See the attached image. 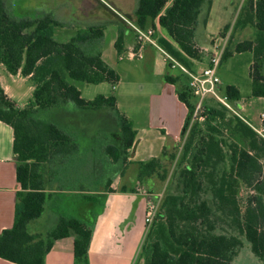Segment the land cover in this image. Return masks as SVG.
Listing matches in <instances>:
<instances>
[{
    "label": "trees",
    "instance_id": "16d2710c",
    "mask_svg": "<svg viewBox=\"0 0 264 264\" xmlns=\"http://www.w3.org/2000/svg\"><path fill=\"white\" fill-rule=\"evenodd\" d=\"M210 7L211 0H138L133 23L141 29H155L157 19L170 39L158 37V45L189 68L192 60L200 61L204 57L198 44L204 38ZM243 15L245 18L239 19L237 25L250 24L255 36L236 43L233 51L252 53L250 95L264 97V0H248ZM58 25L49 15L21 18L12 12L7 0H0V63L12 75L19 72L29 77L33 85L32 98L22 108L15 105L0 85V121L13 130L16 179L20 184L13 224L0 232V258L16 264H44L54 240L70 234L75 236L74 264H88L91 220L60 216L45 234L28 230V224L42 214L49 196L39 166L51 163L61 173L62 165L67 164L77 149L69 134L53 120L56 109L72 105L91 114L109 111L121 136L119 143L105 147V154L113 163L125 161L135 139V130L126 115L117 109L114 96L98 94L86 100L78 88L79 83L118 81L115 70L103 61L93 45L102 37V27H90L66 42H58L53 38ZM228 27L226 24L223 29ZM122 44L123 32L119 30L114 44L118 52ZM231 55L232 52L224 50L221 62ZM182 77L186 76L169 72L164 75L166 82L176 86L177 98L187 108L175 172L178 188L165 193L160 211L146 233L154 239L143 264H229L242 245L241 238L264 264V167L256 155L223 136L221 121L230 113L218 104L206 103L204 121L191 119L193 99L187 77L177 87ZM224 93L233 102L241 99L235 85H227ZM232 117L233 133H238L251 149L264 150V140L257 138L240 118ZM165 151L166 147L162 155H166ZM170 158L174 160L176 153L170 154ZM85 162L77 166H84ZM137 164L138 180L153 174L165 177V171L159 173L158 157ZM54 178L59 182L70 179L68 182L73 183L81 179L66 178L63 174ZM240 185L255 192L247 198L242 211L237 197ZM73 187L82 190L80 185ZM62 189L73 188L68 185ZM80 196L94 205L91 209L101 206L93 194Z\"/></svg>",
    "mask_w": 264,
    "mask_h": 264
},
{
    "label": "crops",
    "instance_id": "0c3cea01",
    "mask_svg": "<svg viewBox=\"0 0 264 264\" xmlns=\"http://www.w3.org/2000/svg\"><path fill=\"white\" fill-rule=\"evenodd\" d=\"M26 1L29 3V6H25V11L19 14V16L21 18L30 19L43 15L51 16L59 23L53 30L54 39V33H56L57 29L68 30L73 27V29L76 30L75 32L78 33L90 27H102V37L93 44L96 49L100 51L106 37V31H110L115 27L116 31H112L113 33L111 35L113 47L119 30L123 32L122 50L118 52L114 47L116 52L120 53L137 46L135 33L121 20L117 13L126 18L131 17L134 19V12L137 8L138 0H24V2ZM7 2L10 6V0H7ZM206 26L207 22L204 31H206ZM154 32L157 34L154 35L155 39L163 37L170 40L166 32L157 25V19L155 20ZM55 40L58 42H66ZM143 46H145V44H143ZM149 46L153 45L149 44ZM198 46L200 48L199 44ZM159 52L161 53V51ZM100 54L102 57L101 51ZM103 61L105 62L104 59ZM105 63L115 70L107 62ZM165 64L167 65L166 62ZM0 66H2L0 68V85L5 94L17 107H24L32 98L33 85L31 80L29 77L22 76L19 72L12 75L6 71L1 63ZM115 72L117 73L116 70ZM117 75L119 80L120 76L118 73ZM18 78L30 81L31 85L27 84L20 92L9 83V79L14 80ZM161 88L162 90L160 89V92L157 94V97L161 99V104H163L162 101L165 100L171 101L174 105H179L182 108L179 115H173L172 117L169 115V112L162 107L157 113L159 116L158 121L153 123L148 122L147 127L141 125V127L138 128L133 125L132 121L128 118L129 116L126 115V111H120L118 109L119 103L114 96L117 109L126 115L132 124L133 130H135V139L132 147L128 150V155L123 163L122 170L117 169V171L110 174H105L103 169L99 170L102 171L99 175L105 178L103 185L97 189H89L86 186H89L91 180H93L92 182L95 181V179H91V176L96 170L89 167L88 159L85 160L86 165L84 166L67 168L68 165L66 166V164H63L61 173H58V166L53 165L51 171H53L54 176L63 174L66 178L80 177L81 179L74 184H68V182L63 183V187L69 185L73 189L64 190L57 188L61 189V192H57L58 190H56V193H64L65 195L60 197V200L61 198L64 200L63 203L61 202L59 205L60 200L56 197L51 211L47 212L45 217L43 211L42 216L30 222V225H32V223L35 225L31 230L28 229L31 233H41V231H39L41 227H43L41 225H44L46 229L53 227L57 218L63 216L60 210L68 214L71 213L82 217L79 213H76V211H72V209L76 207L75 210H85L87 216L85 215V217L82 218H86L85 220H91L93 222L91 227V239L88 247V264L144 263V260L139 257L138 250L146 232L144 218L147 200L150 197L138 191L137 185H140V183L137 177V162L146 161L152 157L157 158L162 155L163 148L167 147L169 142L179 141L181 129L187 114L186 106L177 98L174 85L165 82L164 86ZM63 107L67 108L70 106L66 105ZM75 110L80 113L79 126L90 130L91 136L96 138V133L101 131L98 129H102L100 126V122H102V118L99 116L101 115L100 112L91 114V112L88 111ZM105 160L111 162L110 159ZM114 164L115 163L111 162L112 166H114ZM128 165H133L129 174L126 171ZM91 169H93V172ZM132 177H135L134 182H132ZM58 182L55 180L52 183L55 184ZM70 183L73 182L71 181ZM75 184L80 185L82 190L74 189L73 185ZM140 186L143 187V185ZM46 188L47 185H45V191H50ZM19 189L20 184L16 179V158L13 153V130L11 126L0 121V232L5 228L11 227L13 224L16 192ZM147 192L151 194L152 199L157 196L153 192ZM89 193L97 197L101 206L95 205L94 209H91V206L94 205H92L90 201L80 198V195ZM99 207L100 210L98 209ZM83 211L81 212L82 214ZM136 211H142L143 213L142 221L144 224V231L142 235H140L137 230ZM74 241L75 236L73 234L55 239L51 249L45 255L44 264H74ZM0 264L16 263L0 258Z\"/></svg>",
    "mask_w": 264,
    "mask_h": 264
},
{
    "label": "rangeland",
    "instance_id": "374dc122",
    "mask_svg": "<svg viewBox=\"0 0 264 264\" xmlns=\"http://www.w3.org/2000/svg\"><path fill=\"white\" fill-rule=\"evenodd\" d=\"M167 4H170V2ZM25 6H29L27 1L24 2V0H10V9L15 14H22V12L25 11ZM247 7L248 0H212L207 19L206 31L203 32L204 38H201L199 45L200 49L206 52L210 49V43H212L215 39H218L219 41L221 38L224 39V42L226 43L224 50L227 49L228 51L233 52V54L222 61L217 69V75L220 79V91L223 92L227 85L237 86L241 94V99L237 102L235 107L246 119H248L254 125H258L257 116L260 113H264V98L252 97L250 95V66L252 63V53L250 51H244L240 53L233 51L236 43L244 40H251L255 36V30L250 24L237 25V21L239 19L242 20L245 18L243 11L244 9H247ZM127 19L132 23L134 21V19L131 17H127ZM226 24L229 27L227 30H224L223 27ZM75 31L76 30H74L73 27L68 30L57 29L56 33H54V37L59 41H68L76 34ZM112 31L115 32L116 28L113 27L112 30L106 31V37L103 41V46L101 47L100 51L102 53V58L117 71L120 79L115 83L106 81L98 84L79 83L78 88L81 92V96L84 99H93L98 94L105 96H115L119 103L118 109L120 111H126V115L129 116L128 118L132 121L133 125L137 126L138 128H140L141 125L147 127L148 122L153 123L158 121L159 116L157 113L162 107H164V109L168 111L169 115L172 117L173 115H179L180 110H182L179 105H174L171 101L165 100H163V104H161V99L157 97V94L160 92V89L162 90L161 87H163L164 83L166 82L164 80V73H166V71L171 74L180 73L175 69H169L168 65H166L163 61V55L154 46H149V43L147 42L144 43L145 46H143V49L141 50L143 54L142 58L131 57L129 50H125L120 53L116 52L113 47V43L111 42V35L113 33ZM154 35L157 34L154 32ZM207 62L208 59L206 56H204L200 61L192 60L189 69L195 70L197 68H202ZM1 67L2 66H0V68ZM262 73L264 74V61ZM183 82H186V77H182V80L178 82L177 87H180ZM9 83L12 87L18 89L20 92L24 89L23 87L27 86V84L31 85L30 81L20 78L14 80L9 79ZM174 87L176 90V86ZM68 106L70 107H61L60 109H56V113L52 115L53 120L57 121V125L63 128L64 131L69 134L70 142L73 144L75 143L77 146L73 156L65 162L67 163L66 166L68 165L67 168L74 167L80 165V163H83L86 159H88L89 162L90 159H92L91 166L96 170V172L92 175L95 181L92 182L93 180H91L89 186L86 187L89 189H97L103 185L105 179L103 176L99 175V173L102 172L99 170L103 169L105 174L113 173L117 171V169L122 170L124 163L123 161L119 160L114 164V166H112L111 162L105 160H108V157L105 154V147L107 145L119 143L121 137L120 130L117 125L111 121L113 119L112 114L109 113V111H103L100 112L101 115H99L102 118V122H100L102 129H98L101 131L96 133V138H93L91 136L90 130L79 126L80 113L76 112L75 107L72 105ZM192 122L193 121H191V123ZM221 123L223 136L229 141L235 142L239 147L247 149L250 153L256 155L259 159V162L264 167V150L259 148L251 149L247 141L242 139L238 133H233L231 129L232 126H234V119L232 115L225 114V117ZM187 134L188 131L186 135ZM255 134L257 135V138L262 139L256 132ZM182 143L183 140L169 142L165 151L166 155H161L158 157L161 164L159 173L162 174L163 171L166 172L163 179L160 177V175L153 174L149 177L139 180L140 185H143L145 190L153 192L157 195L154 197V201L157 204L156 213L160 211L161 202L165 193L169 190H175L178 188L176 186L177 179L175 172L177 168V161L181 154L180 152ZM172 153H176V158L174 160L170 158V154ZM89 155H91V158H88ZM52 166L53 165H51V163L47 162L42 163L39 166V172L43 175L45 185H47L46 189L50 190L46 191L49 196L44 204V213L42 212L44 217L47 212L51 211V207H53L56 197L59 198L58 200H60V197L62 194H64L56 193V190H58L57 192H61V189L64 188L63 183L70 180H65L64 182L57 181L58 183L55 184L52 183L55 181L53 171H51ZM91 166L90 168H92ZM132 168L133 165H128V168L126 169L128 174ZM91 171L93 172V169H91ZM132 179V182H134L135 177H132ZM68 184L74 183L68 182ZM140 185L138 184L137 186L139 187ZM254 194L255 192L251 190L250 187L240 185L237 197L241 211L246 205L247 198L252 195L254 196ZM63 201L64 200L61 198L59 205L61 202L63 203ZM75 209L76 207H74L72 211H76V213H79L82 217H85V210L80 211ZM82 211L83 214L81 213ZM60 212L63 214V216L75 217L84 220L86 219L71 213L68 214L63 210H60ZM135 214L137 217V230L139 234L142 235L144 231V224L142 221L143 213L142 211H136ZM40 216H42V214ZM58 219L59 217L57 218L55 224L57 223ZM154 220L155 216L150 224H146L145 236L143 237L142 243H140L138 251L139 257L142 260H144V257L149 254L150 246L152 240L154 239L153 236L149 237L146 235ZM30 224L31 223L28 224L29 230L35 227L34 223H32V225ZM41 226L43 227H41L39 231L45 234L55 225L49 229H46L44 225ZM241 240L242 245L238 248L234 258L229 264H263V262L259 260L258 257L252 252L249 243L244 238H241ZM140 263L142 264V262Z\"/></svg>",
    "mask_w": 264,
    "mask_h": 264
},
{
    "label": "built area",
    "instance_id": "2783aa9c",
    "mask_svg": "<svg viewBox=\"0 0 264 264\" xmlns=\"http://www.w3.org/2000/svg\"><path fill=\"white\" fill-rule=\"evenodd\" d=\"M117 14L121 18V20L124 21L135 33L137 46L129 50L131 57L142 58L143 54L141 50L143 44L147 42L161 51L164 61L167 63L169 69H175L180 74H183L187 77V86L193 99V109L191 114V119L193 121H204L205 105L207 102L212 101L218 104L221 108L225 109L231 115L240 118L247 126H249L262 139H264V113L259 114L258 125H254L237 110L235 106L238 101L233 102L227 97L224 91H220V79L217 75V69L221 63V58L226 44L223 38H221L220 41L218 39H215L212 43H210V49L206 52L201 50L204 56L207 57L208 62L202 68L191 70L184 64L178 62L175 58H173L169 53H167L158 45L157 40L154 38V29H141L123 15L119 13ZM138 191L150 197L147 200L146 213L144 218L145 223L150 224L156 214L157 204L154 199H152L151 194H149L145 190V188L139 186Z\"/></svg>",
    "mask_w": 264,
    "mask_h": 264
}]
</instances>
